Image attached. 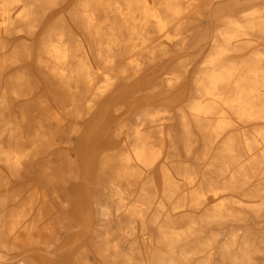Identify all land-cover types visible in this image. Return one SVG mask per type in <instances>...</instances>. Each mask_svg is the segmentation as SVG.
Instances as JSON below:
<instances>
[{
  "label": "bare ground",
  "instance_id": "obj_1",
  "mask_svg": "<svg viewBox=\"0 0 264 264\" xmlns=\"http://www.w3.org/2000/svg\"><path fill=\"white\" fill-rule=\"evenodd\" d=\"M212 1L0 0V187L13 184L2 171L9 167L11 175L20 172L33 149L46 142L39 128L43 130L47 121L62 123L63 108L84 100L85 128L100 130L98 143H94L91 137H84L77 123L72 124L82 158L90 142L126 143L133 138L126 155L101 153L90 162L92 182L103 189L105 201L110 192L120 196V182L132 177L142 182L141 192L149 194L150 203L161 211V216L153 219L161 238L155 242L145 233L148 246L143 264H190V254L210 252L212 239L201 237L206 230L199 224L237 216L235 204H247L260 212L264 252V0H238L234 8L223 11L225 21L218 25L194 82L196 93L188 97V105L182 110L186 151L190 154L193 150L196 129L210 149H217L208 161L194 165L178 153L167 156L163 146L154 145L144 123L130 130L128 121H119L118 105H133L135 89L141 87L135 84L119 91L121 83L138 76L147 60H155L158 50L166 54L169 46L178 40L184 42L186 21L202 7H211ZM111 14L117 17L110 28H127L131 34L128 39L106 35ZM40 25L43 32L37 38ZM150 28L154 35L148 32ZM123 42V51L118 49L111 56L110 52L122 47ZM198 44L195 42V47ZM178 62L184 64L183 56ZM164 80L181 99L190 91V84H181L177 72L167 74ZM157 93H149L148 99H155ZM27 94H40L45 104H19L18 99ZM14 103L17 111L12 114ZM148 115L154 118L155 113ZM162 124L159 132L163 135ZM27 125L31 128L28 137L23 133ZM50 189L34 182L28 189L29 209H22L26 202L20 192L22 185L0 196L4 206L14 202L8 211L10 219L0 220L1 261H8L14 249L35 259V246L48 245L62 228L57 226L61 219L56 218ZM103 199L99 202L106 214L109 205ZM142 205L123 208L118 204L115 209L142 216ZM246 238L252 240L250 234ZM112 241L109 235L103 247L112 246L117 251L113 264H137L136 256L118 252ZM252 246L249 240L242 246L234 239L226 242L222 264H256Z\"/></svg>",
  "mask_w": 264,
  "mask_h": 264
},
{
  "label": "rangeland",
  "instance_id": "obj_2",
  "mask_svg": "<svg viewBox=\"0 0 264 264\" xmlns=\"http://www.w3.org/2000/svg\"><path fill=\"white\" fill-rule=\"evenodd\" d=\"M72 1L69 0L70 3ZM237 1L213 0L211 7L204 6L199 9L186 21L184 42L178 40L168 47L166 54L158 50L155 60H147L137 78L133 77L121 83L119 91L129 90L135 84L141 87L135 89L136 102L133 105L129 103L118 105L119 121H128L130 130L138 123H144V128L152 135L154 145L163 146V153L167 156L171 157L178 153L186 161L198 165L200 162L208 161L209 157L217 151L216 148H209L210 145L206 144L203 136L199 135L196 129L193 130V150L190 154L186 151L184 147L186 134L181 120L182 110L188 105V97L196 93L194 82L200 74L203 57L211 49L212 38L218 25L225 21L223 11L234 8ZM114 15L111 14V19L106 21V35L109 33L124 40L128 39L131 34L127 28H122L123 31L110 28L111 21L117 17ZM36 31L39 38L43 32L42 26L40 25ZM148 32L154 35L152 28ZM197 41L199 44L195 47L194 43ZM125 45L126 43L123 42L122 47H116L110 55L118 52V49H124ZM143 56L144 59L149 57L147 53H143ZM180 56L185 59L182 65L178 62ZM172 72L180 74L181 84H190V91L183 99L165 86L164 78ZM156 85H159L158 89H155ZM151 92H159L153 100L148 99L147 96ZM56 98L59 99V97ZM18 100H20L19 104L29 106L37 103L45 104L40 94L23 95ZM11 110L12 114L15 110L17 111L15 103ZM149 113H155L154 118H150ZM62 115L64 116L62 123L55 120L47 121L43 130L39 128V132L45 137L44 144L34 148L30 143H24L27 148H34L33 152L20 172L16 171L15 175H11L9 167L2 171L3 177L13 179V184L10 187H0V196H4L22 185L20 192L26 198L22 209H29L31 194L28 189L34 182L50 187L48 193L55 207L56 218L61 219L57 226L62 228L56 231L48 245L35 246L36 249L32 250L36 256L35 259H29V254L23 250L14 249L8 261L0 260V264H76L77 261L83 263L85 259H88L90 264H105V262L113 264L117 251L112 246L107 249L103 247L109 235L113 236L112 243L117 244L118 252L124 255L133 254L136 256V263L143 264L148 246L145 233H148L155 242L161 238L160 227L153 221L156 215L161 216V211L155 203H150L152 198L148 199L149 194L141 192L142 182L132 177L120 182L122 189L120 196L110 192L106 195V202L103 189L101 190L98 184L92 182L90 167V162L95 155L101 153L126 155L132 146L133 138L131 137L130 142L126 143L106 140L101 145L93 144V142L98 143L97 135L100 127L85 128L84 119L87 114L84 100L75 106L64 107ZM74 123L78 124L84 137H91V140H94L84 148L85 158H82L78 151V133L71 130ZM160 123H163V135L159 132ZM111 128L115 133L116 125ZM23 130L24 135L28 137L31 132L30 126H25ZM100 198H104L102 201L109 205L106 214L100 206ZM35 199L37 200L38 197ZM141 202L143 203L142 216L128 215L127 212L122 211L123 209L120 212L115 209L118 204L124 208ZM3 204L0 201V220L10 219L8 211L13 207L14 202L9 201L6 206ZM234 208L239 213L235 217H229L220 222L214 220L199 224L206 230L201 237L204 239L211 237L214 248L210 252L190 254L192 264H222L224 260L222 250L226 242L233 239L237 241V246H242L249 240L253 245L251 254L254 262L263 264L264 252L260 243L263 222L260 219V212H256L247 204H235ZM160 220L164 222V219ZM249 234L252 240L246 238ZM20 259H24L25 263H21Z\"/></svg>",
  "mask_w": 264,
  "mask_h": 264
}]
</instances>
